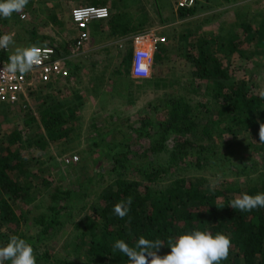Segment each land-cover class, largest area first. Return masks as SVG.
Instances as JSON below:
<instances>
[{
	"label": "trees",
	"instance_id": "16d2710c",
	"mask_svg": "<svg viewBox=\"0 0 264 264\" xmlns=\"http://www.w3.org/2000/svg\"><path fill=\"white\" fill-rule=\"evenodd\" d=\"M109 1L97 0L91 4L105 6ZM177 1L168 0L167 7L177 6ZM205 5L203 0H196L194 6L178 8L177 11L181 17L192 16L202 12ZM128 10H110L103 29L109 30L105 38H119L132 33L137 35L155 26L143 6L139 5V17H136L133 8ZM261 15L263 17L258 23L246 18L236 22L242 29V35L234 30V33L230 31L224 35L218 33L214 39L200 37L191 51L188 50L186 56L193 65L192 78L199 76L206 80V101L193 102L184 95L168 92L161 100L149 102L134 124L124 126V120L117 124L115 119L106 126L93 125V146L110 153L116 170L128 169L121 156L128 159L129 144L135 139L155 137L142 153L167 152L169 158L167 165L145 171L144 177L150 183L160 181L172 167L181 169L184 165L233 172L237 178L244 176V181L213 184L201 177L176 176L170 183L159 187L128 178L119 171L117 177L98 193L92 205L95 216L74 221L75 229L79 231L76 235L79 240L74 244L75 252L79 254L77 259L60 258L47 250L36 251L39 248L37 242L50 240L58 229L65 226L66 215L72 218V208L76 206H68L74 193L59 189L51 195L52 204L33 216L34 232L26 233L11 227L21 226L23 220L28 225L24 214L33 212L37 207L36 199L49 192L52 182L45 176L46 161L36 156L35 152H43L51 142L60 143L63 137H67L71 120L69 114L75 113L73 103L51 91L61 82L43 83L35 90L50 88V91L38 93L37 98L41 101L37 114L26 106L29 99L15 105H4L0 109V246L6 245L9 237L16 235L32 245L37 256L36 263L127 264L123 254L113 250L117 239L133 245L141 235L153 240L159 238L165 241V246L158 253L163 256L170 252L166 246L169 237L199 229L210 231L213 235L223 233L231 238L229 257L221 264H264V208L241 212L228 206L233 198L242 193H264V142L259 140L260 125L264 124V82L256 79L257 74L252 77L237 74L230 69L231 64L223 60L229 61L233 54L244 50L246 53L241 54L248 58L252 57L251 51L264 55V13ZM6 21L8 19L4 18L2 25ZM54 22L61 27L66 23L58 15L54 16ZM200 29L198 27L197 31ZM191 33L189 27L183 29L186 37ZM163 43L156 44L159 52L155 54V61L169 57ZM245 45L248 48H244ZM124 49V53L123 50L118 52L117 60L129 73L133 48L125 46ZM74 65L72 62L69 64L71 74L68 79L79 72V65ZM149 82L160 85L162 80L155 77L145 79V83ZM194 82L190 80L189 84L193 86ZM128 101L135 103L136 100L130 95ZM19 104H25L26 125L40 123L42 132L39 130L31 136L30 130L18 126L7 128V131L2 129L5 113L10 114L16 107L22 109ZM242 136H245L249 148L257 149L260 163L239 154L237 148L243 142V138L239 139ZM73 163L64 164L67 167ZM252 171H259V176H250ZM128 197L132 198L130 211L121 219L115 215L113 207L120 201L126 202ZM24 203L32 205V208L23 213L20 208Z\"/></svg>",
	"mask_w": 264,
	"mask_h": 264
},
{
	"label": "rangeland",
	"instance_id": "374dc122",
	"mask_svg": "<svg viewBox=\"0 0 264 264\" xmlns=\"http://www.w3.org/2000/svg\"><path fill=\"white\" fill-rule=\"evenodd\" d=\"M94 1L97 0H29L23 12L13 13L5 25H2L4 18L0 17V33L7 32L14 36L15 45L13 47L52 44L67 54L77 36L71 21L72 10L79 6L92 5L91 3ZM203 2L206 5L202 12L187 17H181L178 14L176 5L173 8L167 7L168 0H110L105 5L111 11L133 8L136 17L140 15L139 5L143 6L151 20L156 23L155 26L136 35H145L138 41L139 49L151 52L147 61L148 75L144 78L135 77L132 72L134 51L137 48H134L132 52L130 72L126 73L125 66L117 60L118 52L123 50L124 53L125 46L118 43L107 47L98 46L102 38L98 39L92 33H90V40L85 49L78 55L69 58V64L72 62L79 65V72L74 74L71 79L63 80L59 83L60 86L51 89L54 94H58L68 103L71 102L75 105L73 110L75 113L69 114V119H71L69 132L67 137L61 139L60 143L51 142L43 152H35L36 156L46 161L44 163L47 170L45 176L52 182V185L44 197L36 199L37 207L33 209V212L24 214L28 219V225L23 220L21 226L13 225L11 227L19 228L26 233L34 232L36 225L33 216L39 214L47 205L52 204L51 195L59 189L71 190L74 194L69 200L68 206L71 207L72 204L76 206L75 208L71 207L73 209L72 218H69L67 214L64 219L65 226L58 229L50 240L37 242L39 248H36V251L47 250L51 254H58L60 258L77 259L79 254L75 252L74 244L79 240L76 238L79 231L75 229L74 221H83L87 216L94 215L92 205L97 200L98 193L117 177L119 171H122L123 175L128 178L159 187L170 183L176 176L201 177L213 184L245 180L244 176L237 178V174L233 172L225 173L213 167L197 168L184 165L181 169L172 167L166 175L164 174L159 179L160 181L150 183L144 177L145 171L149 172L159 166L167 165L169 158L167 152L155 154L152 151H147L142 153L148 149L151 140L155 139L154 136L135 139L129 144L128 159L121 156L124 163L128 165V169L125 171L114 169L110 153L99 150L92 143L94 124L98 127L106 126L109 121L115 119L117 124L124 120V126L134 124L139 114L145 112L144 109L149 102L161 100L168 92L184 95L193 102L206 101L207 98L204 95L206 80L199 76L192 78L193 65L186 56L188 50L191 51L193 44H196L200 37L214 39L218 33L224 35L230 31L234 33V30L242 35V29L236 25V22L246 18L251 22L258 23L263 17L261 14L264 13V0H203ZM159 11L163 13L159 14ZM57 15L60 19L65 20L64 26L61 27L54 22V16ZM102 22L103 20H96L93 24L97 27ZM185 27L192 29V33L187 37L183 34ZM198 27L201 28L200 31H197ZM160 38H165L162 42H164L163 46L167 47L169 57L155 61V54L159 51L154 49L153 42L157 44L160 42ZM141 44L144 45L141 46ZM244 48H248V46L245 45ZM241 53L246 52L244 50L235 53L231 56V61L223 59L224 63L229 62L230 69L235 70L237 74L244 73L248 77L257 74L259 79H256L260 80V83L264 82V69H262L264 55L259 56L251 51L252 57L248 58ZM221 55L219 52V56ZM102 74H106V76L104 77ZM152 77L162 80L160 85L154 82L145 83V79ZM190 80L195 81L193 86L189 84ZM48 91L50 88H45L43 91L42 88L35 90L33 95L29 96L26 106H29L37 114V107L41 101L37 95L41 92L45 94ZM130 95L135 98V103L128 101ZM19 106L22 109L16 107L10 114L5 113V119L1 124L2 129H13L14 126H18V128L30 130L31 136L39 130L42 132L43 128L40 123L26 125L28 121H26L27 115L25 116L27 113L24 108L25 104H19ZM151 133L153 135L154 131ZM240 138H243V142L237 148L239 154H245L251 161L260 163L257 149L248 147L245 136ZM171 141L168 143L172 144ZM25 151L27 152V150ZM75 155L79 159L74 161L73 165L66 167L65 158ZM36 171L38 173V170ZM259 173V171H252L250 176L256 177L259 176ZM31 206L24 203L20 211L24 213V210L32 208ZM36 255L38 254L36 253ZM35 257L37 258V256Z\"/></svg>",
	"mask_w": 264,
	"mask_h": 264
},
{
	"label": "clouds",
	"instance_id": "9594fccd",
	"mask_svg": "<svg viewBox=\"0 0 264 264\" xmlns=\"http://www.w3.org/2000/svg\"><path fill=\"white\" fill-rule=\"evenodd\" d=\"M29 0H0V17L10 19L13 13H21ZM12 34L0 35V50L9 51L6 62L0 66V77L11 78L17 74H27L41 63L42 48L36 44L15 46ZM138 75L147 76L148 70H138ZM259 140L264 142V124L260 125ZM132 198L120 201L113 207L115 215L123 219L130 211ZM229 207L241 212H250L264 208V193L250 195L242 193L229 202ZM231 238L223 233L213 235L210 231L195 229L186 234L167 239L170 252L161 256L159 250L165 241L148 239L141 235L133 245L123 239H117L113 250L119 251L127 260V264H221L229 257ZM36 264L32 245L16 235L9 237L4 246H0V264Z\"/></svg>",
	"mask_w": 264,
	"mask_h": 264
},
{
	"label": "built area",
	"instance_id": "2783aa9c",
	"mask_svg": "<svg viewBox=\"0 0 264 264\" xmlns=\"http://www.w3.org/2000/svg\"><path fill=\"white\" fill-rule=\"evenodd\" d=\"M196 0H178V8H190L194 6ZM110 17V9L108 6L102 5H84L76 7L71 12V21L77 29V36L69 48V52L63 53L56 46L53 45H37L42 48L41 63L36 65L34 69L24 75L17 74L15 77L6 78L0 77V109L4 105H15L24 100H28L30 93L36 89L37 86L49 82H62L70 77L71 71L69 66V58L81 53L90 40V25L96 20H104ZM6 33H2L3 35ZM145 35L135 36L138 42ZM165 38H160L159 41H164ZM153 47L156 49V43L153 42ZM147 50L137 48L133 56V74L135 77L144 78L146 76L138 75V70L141 66L146 67L144 59L148 55ZM9 55V51L0 50V66H2ZM151 54H149L150 58ZM79 157L69 156L65 158L66 163H71L78 160Z\"/></svg>",
	"mask_w": 264,
	"mask_h": 264
},
{
	"label": "crops",
	"instance_id": "0c3cea01",
	"mask_svg": "<svg viewBox=\"0 0 264 264\" xmlns=\"http://www.w3.org/2000/svg\"><path fill=\"white\" fill-rule=\"evenodd\" d=\"M106 23H107V20L104 19L103 22L100 23V25H98L97 27H95V25L93 23L91 24L92 26L90 25V27H91V32L90 33H92V35L97 36L98 39L102 38L101 41H99L98 46L107 47L109 45L117 44L118 43V44H121V45L127 46V47L128 46H131L133 49L134 48L135 49L136 48H139L138 47L139 43L137 41H135L136 34H134V33L127 34L126 36H122V37H119V38H117V37H108V38H105V36H106L105 33L109 31L107 29L105 31H103V29H105ZM75 30L77 32V29L76 28H75ZM2 33L9 34L7 32H1L0 34H2ZM144 41H146V40H144ZM149 42H150V40H149ZM141 46H142V44H141ZM149 54H150V52L148 53V55L144 59L145 62H147L149 60Z\"/></svg>",
	"mask_w": 264,
	"mask_h": 264
},
{
	"label": "snow or ice",
	"instance_id": "6c2138e0",
	"mask_svg": "<svg viewBox=\"0 0 264 264\" xmlns=\"http://www.w3.org/2000/svg\"><path fill=\"white\" fill-rule=\"evenodd\" d=\"M141 70H143V66H141Z\"/></svg>",
	"mask_w": 264,
	"mask_h": 264
}]
</instances>
